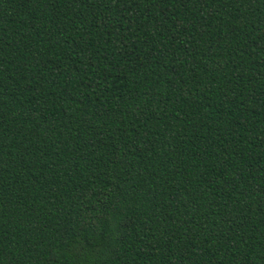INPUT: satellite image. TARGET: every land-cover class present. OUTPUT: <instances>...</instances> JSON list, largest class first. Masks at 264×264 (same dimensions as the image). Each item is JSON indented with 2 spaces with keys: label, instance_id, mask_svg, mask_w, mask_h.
<instances>
[{
  "label": "trees",
  "instance_id": "obj_1",
  "mask_svg": "<svg viewBox=\"0 0 264 264\" xmlns=\"http://www.w3.org/2000/svg\"><path fill=\"white\" fill-rule=\"evenodd\" d=\"M0 264H264V0H0Z\"/></svg>",
  "mask_w": 264,
  "mask_h": 264
}]
</instances>
